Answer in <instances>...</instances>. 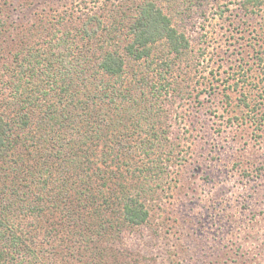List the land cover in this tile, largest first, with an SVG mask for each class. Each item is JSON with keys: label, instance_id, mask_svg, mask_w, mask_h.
I'll return each instance as SVG.
<instances>
[{"label": "rangeland", "instance_id": "1", "mask_svg": "<svg viewBox=\"0 0 264 264\" xmlns=\"http://www.w3.org/2000/svg\"><path fill=\"white\" fill-rule=\"evenodd\" d=\"M153 1L185 32L190 46L183 61L168 54L173 64L167 74L170 93L158 121H165L162 157L171 156L165 179H152L150 185L151 221L126 227L125 251L112 246L95 262L94 253L105 241L98 235L96 245L90 240L86 226L95 228L93 220L86 226L81 219L72 220V237L59 222L63 207L56 200L65 194L76 200V183L64 184L62 176L40 189L36 181H23L16 194L5 189V195L17 205L9 225L39 243L38 257L24 258L25 264H264V0L256 11L241 0ZM120 4L129 6L132 0H0V74L24 44L46 42L47 30H72L77 37L87 13L103 16L102 30H108L114 15L122 12ZM143 62L126 65V92H135L133 77ZM132 113L130 118L121 112L126 118L116 133L133 160L121 156L122 151L109 159L118 176L116 187L122 175L130 184L139 176L132 183L126 164H133L137 174L152 166L151 156L143 161L130 147L142 140L141 129L131 127L137 118ZM35 204L43 207L40 215L30 210Z\"/></svg>", "mask_w": 264, "mask_h": 264}, {"label": "trees", "instance_id": "2", "mask_svg": "<svg viewBox=\"0 0 264 264\" xmlns=\"http://www.w3.org/2000/svg\"><path fill=\"white\" fill-rule=\"evenodd\" d=\"M241 1L251 11L263 2ZM118 8L122 12L114 15L110 27L105 25L108 30H102L105 20L97 12L83 16L77 37L72 30H47L46 42L24 44L0 74V264H25L24 258L38 257L37 240L29 242L9 225V215L17 211V205L12 197L7 199L5 189L16 194L26 180L36 181L40 189L62 176L64 184L76 183V200L59 193L65 194V199L56 200L63 207L59 222L72 237V220L81 219L83 226L93 220L95 228L86 226L92 231L90 240L96 245L98 235L102 244L105 241L94 253L95 262H101L112 246L117 252L125 251L126 227L151 221L147 196L154 195L150 185L152 179H165L171 156L162 157L163 121H158L165 107L161 104L170 93L167 74L172 73L173 64L168 54L183 61L190 39L153 0H132L131 5ZM120 25L128 30H116ZM141 60L143 70L133 77L136 90L126 92L122 87L125 67ZM121 112L136 116L131 127L141 129L142 140L130 147H136L143 161L150 156L153 160L152 166L138 174L133 164H126L132 183L139 176L130 184L122 175L123 182L116 187L111 154L122 151L121 156L127 154L125 158L133 160L127 153L129 146L122 145L118 140L122 135L116 133L126 118ZM109 186L113 189L105 191ZM30 210L40 215L43 207L35 204Z\"/></svg>", "mask_w": 264, "mask_h": 264}]
</instances>
